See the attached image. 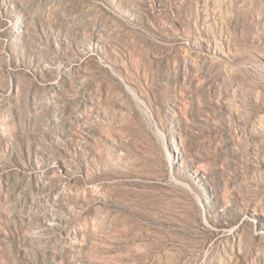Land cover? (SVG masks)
I'll list each match as a JSON object with an SVG mask.
<instances>
[{
  "label": "rangeland",
  "instance_id": "rangeland-1",
  "mask_svg": "<svg viewBox=\"0 0 264 264\" xmlns=\"http://www.w3.org/2000/svg\"><path fill=\"white\" fill-rule=\"evenodd\" d=\"M0 264H264V0H0Z\"/></svg>",
  "mask_w": 264,
  "mask_h": 264
}]
</instances>
